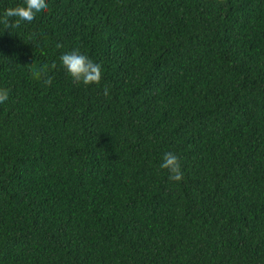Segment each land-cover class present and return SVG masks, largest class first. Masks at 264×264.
I'll list each match as a JSON object with an SVG mask.
<instances>
[{
	"label": "trees",
	"instance_id": "obj_1",
	"mask_svg": "<svg viewBox=\"0 0 264 264\" xmlns=\"http://www.w3.org/2000/svg\"><path fill=\"white\" fill-rule=\"evenodd\" d=\"M46 2L0 23V264H264V0Z\"/></svg>",
	"mask_w": 264,
	"mask_h": 264
},
{
	"label": "clouds",
	"instance_id": "obj_2",
	"mask_svg": "<svg viewBox=\"0 0 264 264\" xmlns=\"http://www.w3.org/2000/svg\"><path fill=\"white\" fill-rule=\"evenodd\" d=\"M222 2V0H221ZM48 10L46 0H23L22 5L8 7L2 15H0V23L5 26V29H19L22 26L27 28L34 24L38 16L42 15ZM57 48H62L63 45L57 43ZM61 63L72 81L77 84L100 85L102 80V66L94 62L87 55L79 52V50H72L61 55ZM43 83L51 86L52 77L46 73L42 74ZM103 94L109 95V88L104 87ZM8 90L0 89V103H4L8 99ZM159 167L167 170L168 179L173 182H180L183 179V172L178 156L172 152H166L162 157V162Z\"/></svg>",
	"mask_w": 264,
	"mask_h": 264
}]
</instances>
